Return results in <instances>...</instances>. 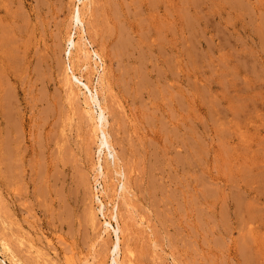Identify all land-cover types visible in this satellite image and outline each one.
Wrapping results in <instances>:
<instances>
[{
    "label": "rangeland",
    "instance_id": "374dc122",
    "mask_svg": "<svg viewBox=\"0 0 264 264\" xmlns=\"http://www.w3.org/2000/svg\"><path fill=\"white\" fill-rule=\"evenodd\" d=\"M91 1L113 156L64 80L79 2L0 0V238L13 258L110 264L99 162L120 264H264V0Z\"/></svg>",
    "mask_w": 264,
    "mask_h": 264
},
{
    "label": "bare ground",
    "instance_id": "6f19581e",
    "mask_svg": "<svg viewBox=\"0 0 264 264\" xmlns=\"http://www.w3.org/2000/svg\"><path fill=\"white\" fill-rule=\"evenodd\" d=\"M77 2H79L81 7L80 6H76V8H73V11L71 12V17H70L71 25L74 26L75 33H73V34H75V37L69 34L68 37L66 38V41H65V46H66V48H65L66 64L64 66V71H65V73H64L65 76L64 77H66V78L64 80H65L66 85H68V87H69V89H68L69 92L68 93H69V97L70 98H76L77 99L79 96H83L82 98H84V99H86L88 101V103L82 102V103H84L83 104L84 105L83 106V112H84L85 115H87V118L90 119V121H91L90 123H92L91 124L92 125L91 127H93L92 131L95 134L94 137H96V141H97L96 143H98L97 144V152H98V154H100V152H101V147L102 146H106L108 152L111 153V155L112 154L114 155L113 148L111 149L112 146L110 145V143L108 141L107 133L105 132V131H107V130H105V124H106L105 108H104V106H102L103 103H101V100L99 98V93H98V89H99V86H101V81H102L101 80V76H102L101 73H103V71H104V62H103L101 56L97 52L89 51L88 47L91 46L92 43L86 37L87 35H86V31H85L86 29H85V24H84V12H83L84 10H83V8L84 9H86V8L88 9L87 5L88 4L90 5L91 4L90 2H92V1L91 0H77ZM86 11H88V10H86ZM1 54L3 55V53H1ZM74 56L77 59L76 61H78V63L80 62L76 66L74 64H72V62H71V59H73ZM3 57H5V56L3 55ZM92 58L94 59V62L92 61L93 60ZM95 60H97V61H95ZM90 61H92L93 64H94L92 66H94V68L97 69V70L96 69L95 70L92 69L94 73H92L91 70H90L91 73H89V71H87L89 69V67H90L89 66ZM9 62L10 61H8V63ZM4 64H6V62ZM10 65H12V63ZM10 65H9V67H10ZM1 67H3V66L1 65ZM9 67L7 69H9ZM98 68H100V70H98ZM76 71H77V73H76ZM83 71L84 72L87 71L88 74L90 75V77L89 76H88V78L84 77L83 76V73H84ZM3 72H6V71H3ZM0 74H1V72H0ZM3 74H5V73H3ZM3 74H1V75H3ZM95 76H97V77H96V80H95V83H94L93 80H94ZM93 107L96 109V112H95L96 114L94 113L95 109L93 110ZM10 115H12V114H10ZM10 115H9V117H10ZM16 117H17V115H15V118ZM15 118L13 120H15ZM17 118L19 119V117H17ZM18 119L16 121V124H18V122H21V120L18 121ZM13 120H11V122ZM9 122H10V119H9ZM12 123H15V121H13ZM16 124H14L15 127L12 124V127L15 128L14 130L17 129ZM19 124H21V123H19ZM10 127H9V130H13V129H11L12 127L11 128ZM14 139L16 140V138H14ZM4 140L5 139H3V141ZM15 140L13 142H15ZM9 141H11V140H9ZM16 142H17V140H16ZM5 143H7V142H5ZM2 144L3 145H1V146L7 148L6 146L8 144L5 145L4 142ZM11 145L13 146V144H11ZM1 149H2V153L1 154H5V152H3L5 149L4 150H3V148H1ZM9 150L12 151L11 148ZM5 151H7V150H5ZM18 151H19V148H18ZM7 152H6V154H7ZM12 154H13V151H12ZM17 154L18 153H16V155ZM9 155H10V153H9ZM17 156H15V157L17 158ZM10 157H11V155H10ZM5 158H7L9 160V156L8 155ZM16 158H12L11 157L12 160L11 159L10 160L12 162L13 161L14 162L18 161V159H16ZM1 159H2V157H1ZM4 160H6V159H4ZM14 162H13L12 165L16 166L17 162H15V164H14ZM6 163L4 162V165H6ZM7 165H6V168H8ZM12 165L10 164V166H12ZM6 168H4V170ZM17 170H18L17 167H16V169L14 167V171L16 172ZM94 170H95L94 172H96L95 173L96 176H95V174H94V176L97 178V181H99V183L97 185V187L99 186L98 187L99 195L95 196L96 203H97L96 205L98 207L97 210H98V212L101 213L102 217H105L103 212L105 210H107V206L108 205L111 208L110 210H108V211H111V214H109L110 217H108V221H104L102 223L103 234H105L107 236L109 234V230H111L112 234L114 235L113 236L114 237V242L111 245V250L109 249L110 253L112 255V259L110 261V264H120V262H121V247L120 246H121V242H122V239H123L122 238L123 237V232L120 229V221H119V218H118V214L116 212V204H115V201L113 199L105 201V199L107 198V187H106L105 168H104V166L99 164V162H97L96 166L94 167ZM8 171L10 172L11 168H10V170L8 169ZM8 171H7V173H8ZM15 172H13V177L16 176V175H14ZM10 173H9V175H10ZM10 180H12V179H10ZM94 183L96 184L97 182H94ZM119 187H120V190L124 189V185L123 184H121ZM93 196L94 195H92V197ZM113 211H114V213H113ZM112 224L114 226H112ZM97 236H98V239H99V238L102 237V234H99ZM97 236H96V240H98ZM0 255H1V258H2V259H0V263L19 264L13 258V255H12V253H11L9 247H8L7 242L5 241V238L3 239L2 237L0 238Z\"/></svg>",
    "mask_w": 264,
    "mask_h": 264
}]
</instances>
